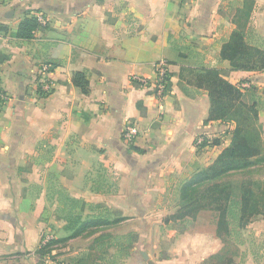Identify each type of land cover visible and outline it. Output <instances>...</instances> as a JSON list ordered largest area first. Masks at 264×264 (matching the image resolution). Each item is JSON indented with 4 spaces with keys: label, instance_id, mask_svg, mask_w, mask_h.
Returning <instances> with one entry per match:
<instances>
[{
    "label": "crops",
    "instance_id": "0c3cea01",
    "mask_svg": "<svg viewBox=\"0 0 264 264\" xmlns=\"http://www.w3.org/2000/svg\"><path fill=\"white\" fill-rule=\"evenodd\" d=\"M28 17L39 27L20 39ZM234 31L264 52V0H0V86L9 95L0 104V264H39L42 250L56 249L75 264H105L129 238L105 236L119 223L137 238L126 264H200L217 253L219 237L180 233L155 260L148 229L171 221L163 217L180 207L184 181L230 144L225 121L205 123L202 68L249 84L238 88L255 104L264 137V68L232 70L220 55ZM159 59L169 64L170 86L157 99L135 79H154ZM44 64L53 84L47 96L38 90ZM76 72L87 93L72 83ZM129 122L139 130L132 144L122 138ZM201 138L208 144L198 148ZM56 209L69 214L53 230L41 217ZM86 220L103 223L71 235Z\"/></svg>",
    "mask_w": 264,
    "mask_h": 264
},
{
    "label": "trees",
    "instance_id": "16d2710c",
    "mask_svg": "<svg viewBox=\"0 0 264 264\" xmlns=\"http://www.w3.org/2000/svg\"><path fill=\"white\" fill-rule=\"evenodd\" d=\"M38 27L39 22L35 17L25 18L20 22L16 36L20 39H31ZM220 55L223 60L229 61L232 70L264 68V52L246 46L241 32H232L230 40L222 46ZM72 83L83 93L88 92V81L84 74L74 73ZM196 84L207 91L210 100L209 117L205 123L214 120L233 122L234 127L230 130L231 141L210 165L197 169L184 181L180 189V207L166 218V222L171 219L182 220L185 217L194 219L199 211L211 209L217 218L216 236L224 245L206 262L231 264L234 262L232 256L236 255V248L233 247L232 240L227 238L231 235L227 218L229 212L232 213L230 205H237L236 214L240 220H249L257 215H262L264 219V187L258 188L263 183L256 180L239 184L236 189L230 182L216 181L231 172L247 170L254 166L258 158L264 155V137L255 104L245 103L240 89L226 80L221 70L202 68L196 76ZM169 86L170 81L168 88ZM39 93L41 94L40 90ZM238 113L242 115L241 120L235 117ZM207 144L204 140L199 148ZM210 144H219V140L214 139ZM117 221L119 220L116 219L115 222ZM101 223L103 222L95 220L83 221L71 235H77L84 229ZM46 251L42 250L40 258L45 256Z\"/></svg>",
    "mask_w": 264,
    "mask_h": 264
},
{
    "label": "rangeland",
    "instance_id": "374dc122",
    "mask_svg": "<svg viewBox=\"0 0 264 264\" xmlns=\"http://www.w3.org/2000/svg\"><path fill=\"white\" fill-rule=\"evenodd\" d=\"M235 117L238 120L242 119V115L239 113L235 114ZM225 124H226V129L229 130V132L234 127L233 122L225 121ZM251 180L260 181L263 183L259 185L258 188L264 187V155L259 157L257 162L254 164V166L250 167L249 169L231 172L219 178L216 182H221V183L230 182V184H232V186L236 189L239 187V184H243ZM204 188L205 187H202V189ZM174 202L175 200L171 201V205ZM76 205L78 206V209H82L81 210L82 212L85 207V204L81 202H76ZM237 209H238L237 205L235 204L230 205V210L232 211V213L229 212L227 216L229 226L231 229V235L227 238H230V240H232L234 244L233 247L236 248V253L234 252V254L236 255L232 256L234 262H232L231 264H264V219L262 215H257L249 220L248 219L240 220L238 215L236 214ZM68 214L69 212L66 209L63 211L56 209L53 212L44 211L41 218L43 223L50 222V225L52 226L53 230H55L59 225V222L62 221V219L66 218ZM116 216L117 215L114 214L112 219L120 220ZM168 216H170V214L165 215L163 219L164 218L166 219ZM216 219H217L216 213L211 209L206 208L199 211L197 216L192 220L189 218H185L184 221L182 220L180 222H176L171 219V221L166 223L165 225L159 224V226L151 227L148 230L151 232V238H155V239L147 243V248L152 254H155V256H157L155 260H161L167 254L166 250L169 249V247L172 248V246L175 243V238H179L180 233L182 235H184L183 233H187V234L189 233L187 235V238H194L195 235L198 233H201L202 235L205 236L210 235L211 237L212 236L216 237ZM126 224L127 223H125L124 226L120 223L115 224L111 231L104 233L106 237H109L110 235L121 237L123 234L126 235L127 233H130L129 238H123L124 249L122 252H120V256L112 260L111 259L107 260L105 264H126L125 255L129 251L133 252V244L137 241V238H135V235H133L131 225L127 226ZM54 239L56 238H52V240L50 239V241H53ZM101 239H107V238H101ZM113 239L114 242H120L121 240V238H113ZM85 240L81 239V242L84 243ZM66 244H63L64 246L63 249L65 250H67V248L69 249L74 248L76 244H80V241H77V243L75 242V243H66ZM53 247L56 249L59 246L54 243ZM234 248L231 247L232 250H234ZM101 250H102V246L99 245L98 252H101ZM55 252L56 253L54 255L50 252L49 253L46 252L45 257L46 258L58 257L66 260L69 264H75L71 258L66 257L65 255L62 254L63 252L62 250L57 251L56 249ZM107 254L110 256L109 252ZM122 255H124V258H122ZM148 260L147 262H145L144 260L145 263L142 262L143 260L139 263H137V261L133 262L131 260L129 264H155V262ZM90 263L95 264L94 261L92 260L90 261ZM200 264H210V262L209 261L206 262V260H202Z\"/></svg>",
    "mask_w": 264,
    "mask_h": 264
},
{
    "label": "built area",
    "instance_id": "2783aa9c",
    "mask_svg": "<svg viewBox=\"0 0 264 264\" xmlns=\"http://www.w3.org/2000/svg\"><path fill=\"white\" fill-rule=\"evenodd\" d=\"M182 1V0H181ZM43 23V21H40ZM42 77L39 82L38 88L42 96H47L52 92L53 84L50 78L47 76L49 72V66L44 64L41 68ZM135 81L139 86L146 88L155 98L160 99L165 96L168 91V83L170 81V71L169 64L165 59H159L154 64V79L139 77ZM240 89H245L249 87L248 83L241 82L237 85ZM9 95L0 86V104L4 103L8 99ZM139 135V130L135 123H127L123 132L122 138L126 144H132L137 136ZM203 142V138L196 141V146L199 148L200 144ZM39 264H69L66 260L58 257H45L43 256Z\"/></svg>",
    "mask_w": 264,
    "mask_h": 264
},
{
    "label": "water",
    "instance_id": "95a60500",
    "mask_svg": "<svg viewBox=\"0 0 264 264\" xmlns=\"http://www.w3.org/2000/svg\"><path fill=\"white\" fill-rule=\"evenodd\" d=\"M142 255L144 256V258H148L147 254L144 251H142Z\"/></svg>",
    "mask_w": 264,
    "mask_h": 264
}]
</instances>
